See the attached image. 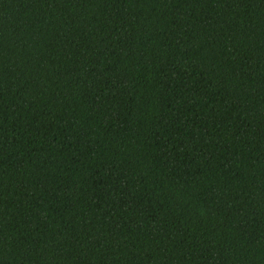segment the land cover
<instances>
[{"label": "trees", "instance_id": "obj_1", "mask_svg": "<svg viewBox=\"0 0 264 264\" xmlns=\"http://www.w3.org/2000/svg\"><path fill=\"white\" fill-rule=\"evenodd\" d=\"M0 264H264V0H0Z\"/></svg>", "mask_w": 264, "mask_h": 264}]
</instances>
